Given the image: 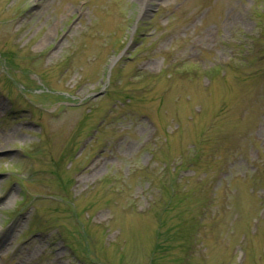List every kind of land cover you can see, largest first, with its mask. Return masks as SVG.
<instances>
[{"label":"rangeland","instance_id":"374dc122","mask_svg":"<svg viewBox=\"0 0 264 264\" xmlns=\"http://www.w3.org/2000/svg\"><path fill=\"white\" fill-rule=\"evenodd\" d=\"M0 264H264V0H0Z\"/></svg>","mask_w":264,"mask_h":264}]
</instances>
